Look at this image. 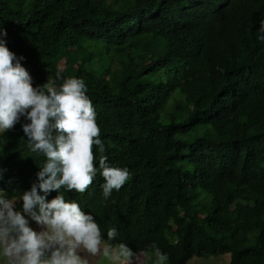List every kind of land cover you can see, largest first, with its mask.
I'll return each instance as SVG.
<instances>
[{
	"label": "trees",
	"instance_id": "1",
	"mask_svg": "<svg viewBox=\"0 0 264 264\" xmlns=\"http://www.w3.org/2000/svg\"><path fill=\"white\" fill-rule=\"evenodd\" d=\"M261 21L264 0H0V40L34 87L84 81L105 148L84 193L47 200L77 202L135 256L264 264ZM25 123L0 133V195L18 211L46 162ZM101 155L129 171L108 198Z\"/></svg>",
	"mask_w": 264,
	"mask_h": 264
},
{
	"label": "clouds",
	"instance_id": "2",
	"mask_svg": "<svg viewBox=\"0 0 264 264\" xmlns=\"http://www.w3.org/2000/svg\"><path fill=\"white\" fill-rule=\"evenodd\" d=\"M259 32L264 33V21ZM0 34L7 32L0 29ZM259 38L264 39V35ZM23 59H17L0 40V133L25 117L30 123L22 128L30 149L43 154L46 162L37 173L38 183L23 192L21 210H15V202L0 195V254L10 264H87L83 251L102 255L112 264H132V249L110 243L117 235L115 228L108 230L106 241L94 217L82 211L77 202L65 200L62 194L47 200L49 192L60 193L62 188L84 193L97 174L94 146L101 154L105 148L84 81L67 78L59 87H34L20 63ZM99 169L105 198L129 178L127 168L109 166L103 155ZM26 217L42 230L29 227ZM166 260L167 255L157 248L155 264H165Z\"/></svg>",
	"mask_w": 264,
	"mask_h": 264
},
{
	"label": "rangeland",
	"instance_id": "3",
	"mask_svg": "<svg viewBox=\"0 0 264 264\" xmlns=\"http://www.w3.org/2000/svg\"><path fill=\"white\" fill-rule=\"evenodd\" d=\"M27 218V217H26ZM29 219V227L34 231H41V226L36 224L35 221ZM82 257L87 261V264H112L111 261L105 259L102 255L91 256L86 252L81 251ZM229 255H220L217 257L209 258H193L187 264H227ZM0 264H10V262L0 254ZM132 264H155V255L152 253L139 254L134 256Z\"/></svg>",
	"mask_w": 264,
	"mask_h": 264
}]
</instances>
